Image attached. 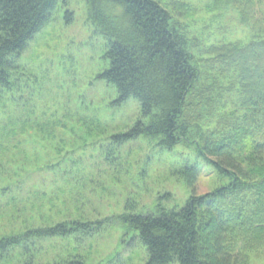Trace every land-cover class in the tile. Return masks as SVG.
I'll use <instances>...</instances> for the list:
<instances>
[{
  "label": "trees",
  "instance_id": "16d2710c",
  "mask_svg": "<svg viewBox=\"0 0 264 264\" xmlns=\"http://www.w3.org/2000/svg\"><path fill=\"white\" fill-rule=\"evenodd\" d=\"M58 1L0 0V211L19 212L20 203L37 190L36 176L55 192L60 186L56 188L50 179L68 188L84 175L85 155L76 156L70 140L73 123H83L88 136L106 132L107 126L100 120L82 117L78 111L73 112L77 116L70 119L71 125L64 121L67 115L44 122L29 109L22 112V120H16L15 112L25 108L24 99L10 100L16 102L13 106L1 103L4 93L13 87L12 75L19 72L15 61L50 21ZM86 3L89 21L108 41L105 57L109 67L99 77L117 87L119 106L135 99L141 107L132 127L114 136L120 144L144 136L172 150L190 140L195 124L185 110L192 99L200 102L205 98L202 83L206 73L222 67L235 74L243 119L218 139L198 133L199 154L228 182L198 195L201 171L187 169L181 177L193 194L180 209H167L159 203L155 212L139 214L128 206L122 214L109 218L70 215L59 222L27 226L0 236V264H40L43 242L88 237L108 225L137 234L132 247L137 242L146 249V264H248V254L264 248V0H221L222 10L229 7L239 14L240 23L250 29L251 40L205 46L200 53L198 39L174 20L185 8L181 2ZM73 19V12L68 11L67 21ZM39 136L46 143L59 139L54 155L42 158L30 151L29 158L15 157L24 145L27 150L35 149ZM19 160L23 163L8 172ZM83 188L82 184L79 191ZM70 199L81 200L77 193ZM16 251L19 253L12 254ZM53 264L86 263L77 255Z\"/></svg>",
  "mask_w": 264,
  "mask_h": 264
},
{
  "label": "rangeland",
  "instance_id": "374dc122",
  "mask_svg": "<svg viewBox=\"0 0 264 264\" xmlns=\"http://www.w3.org/2000/svg\"><path fill=\"white\" fill-rule=\"evenodd\" d=\"M161 1L166 4L173 0ZM174 1L185 6L174 20L190 37L198 39L201 47L197 53L205 46L246 44L251 40L250 29L240 23L239 14L229 7L222 10L221 0ZM68 11L74 14L72 22L67 21ZM107 47L106 38L89 21L86 0H59L50 21L15 61L19 72L12 75L13 87L4 93L1 103L13 106L16 102L10 100L24 99L21 102L25 108L15 112L16 120H22V112L29 109L44 122L67 115L64 121L71 125L70 119L77 116L73 112L78 111L82 117L100 120L107 128L103 134L88 136L83 123H73L70 140L76 156L85 155L84 175L68 188L50 179L56 188L60 186L61 190L55 192L51 186L44 187L41 176H36L37 190L20 203L19 212L9 208L0 211V236L20 232L30 225L59 222L70 215L109 218L122 214L128 206L139 214L155 212L159 203L167 209H180L193 194L181 177L187 169L201 171L198 195L227 184L228 180L221 178L199 154L198 133L213 134L218 139L243 119L235 74L224 72L222 67L206 73L202 83L205 98L200 102L192 99L185 110L195 124L190 140L172 150L144 136L120 144L114 136L132 127L140 117L141 107L135 99L119 106L117 87L99 77L109 67ZM58 142L59 139H51L46 143L39 136L35 149L27 150L24 145L15 157L29 158L30 151H34L46 158L56 153ZM21 163L19 160L10 166L8 172ZM82 184L84 188L79 191ZM76 193L81 200L73 202L70 196ZM136 236L126 227L108 225L88 237L48 240L39 246L38 261L53 264L79 255L86 264H146V249L137 242L132 247ZM248 255V264H264V248Z\"/></svg>",
  "mask_w": 264,
  "mask_h": 264
}]
</instances>
